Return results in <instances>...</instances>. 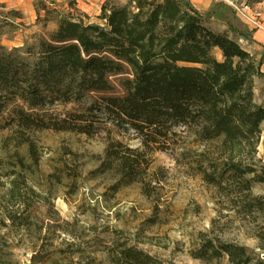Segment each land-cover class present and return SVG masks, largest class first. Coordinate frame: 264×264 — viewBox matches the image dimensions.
Segmentation results:
<instances>
[{
    "label": "trees",
    "instance_id": "obj_1",
    "mask_svg": "<svg viewBox=\"0 0 264 264\" xmlns=\"http://www.w3.org/2000/svg\"><path fill=\"white\" fill-rule=\"evenodd\" d=\"M122 1L102 3L98 23H92L77 10L62 13L53 2L47 6L41 0L36 14L42 12L44 23L54 22L55 30L24 49L0 46V133H13L16 147H26V157L17 151L7 154V163L23 175L12 170L5 181L0 178L5 187L0 191V264H23L14 250L28 245L24 235L14 240L12 233H29L32 227V204L27 201L37 193L28 187L23 196L20 186L27 187L25 175L39 171L30 136L34 132L105 133L106 146L91 174L114 177L113 192L140 184L149 195L156 153L191 167L216 187L224 180L240 185L254 173L235 160L243 151L255 152L264 124V105L253 98V78L262 74L240 44L250 45L252 32L222 5L203 14L190 0ZM213 14L225 31L208 27ZM87 96L94 98L83 104ZM70 104L79 109L58 110ZM121 135L139 145L129 146ZM189 144L211 148L216 158L208 150H186ZM47 178L61 181L56 172ZM253 180L264 182V177L255 174ZM46 240L30 242L26 264H100L95 259L74 261L53 244L49 253ZM219 249L215 253H223L230 263L246 264L245 248L219 244ZM202 251L207 253L208 247ZM149 261L133 248L112 258L113 264Z\"/></svg>",
    "mask_w": 264,
    "mask_h": 264
},
{
    "label": "rangeland",
    "instance_id": "obj_2",
    "mask_svg": "<svg viewBox=\"0 0 264 264\" xmlns=\"http://www.w3.org/2000/svg\"><path fill=\"white\" fill-rule=\"evenodd\" d=\"M44 1L47 6L53 2L62 13L77 10L92 23H98L102 3H123L122 0ZM38 2L0 0V46L8 51L24 49L55 30L54 22L44 23L42 12L37 16ZM218 5L230 9L238 22L252 32V43L240 44L259 66L262 75L253 78V98L255 104L264 105V27L244 23L233 8L252 9L264 19V0H213L208 11ZM208 27L216 33L226 30L215 14L210 17ZM214 57L221 59L217 51ZM93 98L87 96L83 104H89ZM78 109L75 104L58 107L63 112ZM260 128L255 152L243 151L235 159L254 170L244 176L240 185L230 180L221 182L220 187L210 185L191 167L156 153L149 171V195L143 194L140 184L113 192L114 177L91 174L106 146L105 133L93 137L50 130L30 134L39 156V171L25 175L27 187L21 184L20 190L24 196L31 187L37 195L27 201L32 204L30 232L12 233L14 240L24 235L23 242L28 244L14 250L17 258L26 264L30 242L46 238L49 253H53V244L81 262L95 259L100 264H113L112 258L121 250L133 248L150 257L148 264H232L223 253H215L220 250L219 244H227L245 248L246 264H264V182L253 180L255 174L264 177V124ZM13 135L6 130L0 133V178L4 181L12 170L23 175L7 163L10 160L7 154L14 151L26 157L25 145L16 147L18 142ZM119 139L133 148L139 145L136 139L128 140L122 135ZM184 148L192 153L208 150L216 158L211 148L190 144ZM54 172L60 176V183L57 177L47 178ZM75 172L78 177L73 179ZM4 188L0 186V191ZM58 235L60 239H56ZM66 243L73 245L68 247ZM205 246L208 251L202 253Z\"/></svg>",
    "mask_w": 264,
    "mask_h": 264
},
{
    "label": "built area",
    "instance_id": "obj_3",
    "mask_svg": "<svg viewBox=\"0 0 264 264\" xmlns=\"http://www.w3.org/2000/svg\"><path fill=\"white\" fill-rule=\"evenodd\" d=\"M233 8L235 9L238 17L242 21H244V23L251 25L255 28H261L264 26V19H262L261 15L258 12L249 8Z\"/></svg>",
    "mask_w": 264,
    "mask_h": 264
},
{
    "label": "crops",
    "instance_id": "obj_4",
    "mask_svg": "<svg viewBox=\"0 0 264 264\" xmlns=\"http://www.w3.org/2000/svg\"><path fill=\"white\" fill-rule=\"evenodd\" d=\"M31 1H39V0H31ZM193 5L196 7V9L201 13H207L209 12L208 9L212 4L213 0H190ZM264 27V26H263Z\"/></svg>",
    "mask_w": 264,
    "mask_h": 264
}]
</instances>
